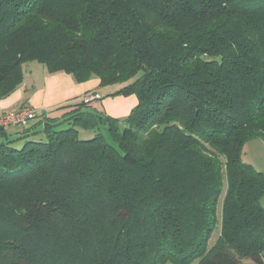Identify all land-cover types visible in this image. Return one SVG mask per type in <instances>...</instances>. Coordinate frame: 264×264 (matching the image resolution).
Masks as SVG:
<instances>
[{
  "label": "trees",
  "instance_id": "16d2710c",
  "mask_svg": "<svg viewBox=\"0 0 264 264\" xmlns=\"http://www.w3.org/2000/svg\"><path fill=\"white\" fill-rule=\"evenodd\" d=\"M30 61L137 103L0 140V264H264V0H0V98Z\"/></svg>",
  "mask_w": 264,
  "mask_h": 264
},
{
  "label": "crops",
  "instance_id": "0c3cea01",
  "mask_svg": "<svg viewBox=\"0 0 264 264\" xmlns=\"http://www.w3.org/2000/svg\"><path fill=\"white\" fill-rule=\"evenodd\" d=\"M43 71L44 86L42 89L37 90L34 85L30 88H28V86L24 87V82H22L11 94L4 98H0V111L3 109H16L24 104H29L42 112L47 111L49 117H59L66 110L58 109V106L65 103H76L80 101L85 94H89L90 92L91 94L94 92L102 94L99 89L100 79L97 77L78 83L70 73L64 71L50 73L46 68H44ZM102 95L103 97L101 100H93L90 102V105L115 117H124L128 115L137 103L135 95H116L113 97L107 96L106 94ZM32 123L34 124V122ZM33 124L30 125L32 126ZM24 129L25 126L9 127L4 136L0 135V140H15L22 135ZM255 139L253 141H256ZM257 139H260L261 142L264 143L262 138ZM22 143L23 141H16L15 145H22ZM243 158L246 162L253 164L257 169L264 172L258 163L249 158ZM262 204L264 205V197L262 198Z\"/></svg>",
  "mask_w": 264,
  "mask_h": 264
},
{
  "label": "rangeland",
  "instance_id": "374dc122",
  "mask_svg": "<svg viewBox=\"0 0 264 264\" xmlns=\"http://www.w3.org/2000/svg\"><path fill=\"white\" fill-rule=\"evenodd\" d=\"M94 52H90L86 58L85 61H82L81 59H79V55L75 54L73 51L68 50L65 54H64V61L66 63L71 62V60H79L78 62L82 61L84 64L93 66L94 62H95V58L96 56L94 55ZM45 68V66L41 63H39L38 61H30L27 62L23 65V71H24V77H23V85L24 87L30 88L32 85H34V87L39 90L42 89L44 86V71L43 69ZM28 84V85H25ZM21 85V84H20ZM19 85V86H20ZM123 83H118V84H113V85H107V86H100L99 89L102 92V94H112L113 92H116L121 86H123ZM18 86V87H19ZM100 95V98H95L94 101L96 100H101L103 95L99 92H94L93 93ZM85 95H92L91 92L89 94H85ZM93 101V100H92ZM64 128L69 127V124L65 121L62 125ZM61 126V127H62ZM102 131L105 135H108L107 133V129L104 126L102 128ZM89 134V133H87ZM108 137V136H106ZM259 138V137H258ZM108 140H110V138H108ZM254 139H252L251 141H247L246 144L244 145L243 148V157H245V159H251L252 161L258 163V165L264 170V143L261 142L260 139H255L256 141H253ZM111 141V140H110ZM250 142V143H249ZM224 186L222 189V192L219 196V200H218V205H217V212H216V224H215V228L212 231V233L210 234V238H209V245H213V243H215V241L217 240L219 233H220V229H221V220H222V201H223V196L225 193V190L227 188V177L224 174ZM241 264H254L252 263L251 260H245L243 261Z\"/></svg>",
  "mask_w": 264,
  "mask_h": 264
},
{
  "label": "built area",
  "instance_id": "2783aa9c",
  "mask_svg": "<svg viewBox=\"0 0 264 264\" xmlns=\"http://www.w3.org/2000/svg\"><path fill=\"white\" fill-rule=\"evenodd\" d=\"M83 98L89 102L95 98H100V95H84ZM41 114L42 111L29 104H24L16 109H3L0 111V127L26 126L29 121Z\"/></svg>",
  "mask_w": 264,
  "mask_h": 264
}]
</instances>
